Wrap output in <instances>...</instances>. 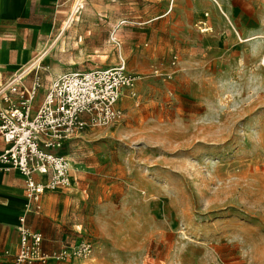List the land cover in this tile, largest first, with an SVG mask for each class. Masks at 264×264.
<instances>
[{"label": "rangeland", "instance_id": "374dc122", "mask_svg": "<svg viewBox=\"0 0 264 264\" xmlns=\"http://www.w3.org/2000/svg\"><path fill=\"white\" fill-rule=\"evenodd\" d=\"M59 9L41 25L55 29L13 32L0 86L31 66L22 83H40L36 109L66 72L124 62L136 83L123 117L56 150L76 183L47 192L28 227L46 252L83 241L92 251L49 264H264V0Z\"/></svg>", "mask_w": 264, "mask_h": 264}, {"label": "built area", "instance_id": "2783aa9c", "mask_svg": "<svg viewBox=\"0 0 264 264\" xmlns=\"http://www.w3.org/2000/svg\"><path fill=\"white\" fill-rule=\"evenodd\" d=\"M30 70V69H29ZM25 71L0 86V138L7 147L0 153V171L16 170L25 179L29 202L19 217V250L13 264H49L88 256V241L44 249L41 232L30 229L27 215L41 209V197L49 191L72 188L77 167L65 155L56 153L63 144L86 129L106 126L124 116L119 102L136 77L124 62L115 67L66 72L54 78L35 109L36 81L27 88Z\"/></svg>", "mask_w": 264, "mask_h": 264}, {"label": "crops", "instance_id": "0c3cea01", "mask_svg": "<svg viewBox=\"0 0 264 264\" xmlns=\"http://www.w3.org/2000/svg\"><path fill=\"white\" fill-rule=\"evenodd\" d=\"M59 7L60 0H0V84L8 66L16 62L13 51L7 48L9 41L13 40V32L55 29L59 22L41 25L46 14L58 16ZM6 147L7 144L0 138V153ZM46 193L41 197V205ZM28 202L24 177L16 170L0 171V264L14 262L20 241L17 224L19 217L27 212ZM30 215L32 213L27 215L29 227Z\"/></svg>", "mask_w": 264, "mask_h": 264}, {"label": "bare ground", "instance_id": "6f19581e", "mask_svg": "<svg viewBox=\"0 0 264 264\" xmlns=\"http://www.w3.org/2000/svg\"><path fill=\"white\" fill-rule=\"evenodd\" d=\"M76 6H77V5H75V7H76ZM79 6H80V5H79ZM74 19H75V14L73 13V14L69 17V19H68L69 22H67V24H69L70 21H71V20H74ZM41 58H42V57H41ZM36 61H37V60H36ZM36 61H35V62H36ZM38 63H39V62H38ZM31 65H32V64H31ZM34 65H35V64H34ZM30 67H31V66H27V67H24V68H23L24 71L26 72L25 74H27V73L29 72L28 70L30 69Z\"/></svg>", "mask_w": 264, "mask_h": 264}]
</instances>
